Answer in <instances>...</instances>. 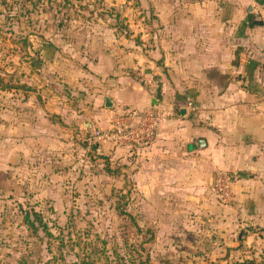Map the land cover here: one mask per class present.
<instances>
[{"label":"rangeland","instance_id":"obj_1","mask_svg":"<svg viewBox=\"0 0 264 264\" xmlns=\"http://www.w3.org/2000/svg\"><path fill=\"white\" fill-rule=\"evenodd\" d=\"M153 12L151 0H0V264H264V227L144 212L132 156L92 138L90 61L151 47Z\"/></svg>","mask_w":264,"mask_h":264},{"label":"crops","instance_id":"obj_2","mask_svg":"<svg viewBox=\"0 0 264 264\" xmlns=\"http://www.w3.org/2000/svg\"><path fill=\"white\" fill-rule=\"evenodd\" d=\"M151 5V47L119 44L90 61L85 117L107 127L114 110L168 108L151 143H104L110 156H132L143 211L181 214L205 230L264 227V0ZM220 172L232 176L227 205L214 191Z\"/></svg>","mask_w":264,"mask_h":264},{"label":"built area","instance_id":"obj_3","mask_svg":"<svg viewBox=\"0 0 264 264\" xmlns=\"http://www.w3.org/2000/svg\"><path fill=\"white\" fill-rule=\"evenodd\" d=\"M171 116L172 113L168 108L156 105L114 110L110 125L95 127L92 138L96 142L132 150L151 143L158 127L167 122ZM232 182V176L225 172H220L214 181V191L218 199L226 205L233 201Z\"/></svg>","mask_w":264,"mask_h":264},{"label":"trees","instance_id":"obj_4","mask_svg":"<svg viewBox=\"0 0 264 264\" xmlns=\"http://www.w3.org/2000/svg\"><path fill=\"white\" fill-rule=\"evenodd\" d=\"M30 215L27 214L26 219L27 221L31 224L34 225L35 222H33L32 220H30ZM88 264V263H85ZM93 264V262L91 263ZM95 264V263H94ZM161 264H174L173 262L169 261V260H163L161 262ZM214 264H229V263H214ZM237 264H258L253 258H245L243 260H241L240 262H238Z\"/></svg>","mask_w":264,"mask_h":264},{"label":"water","instance_id":"obj_5","mask_svg":"<svg viewBox=\"0 0 264 264\" xmlns=\"http://www.w3.org/2000/svg\"><path fill=\"white\" fill-rule=\"evenodd\" d=\"M106 106L107 107H111L112 106V101H111V99L109 97H107V99H106Z\"/></svg>","mask_w":264,"mask_h":264}]
</instances>
